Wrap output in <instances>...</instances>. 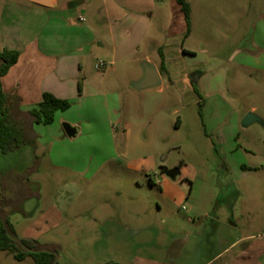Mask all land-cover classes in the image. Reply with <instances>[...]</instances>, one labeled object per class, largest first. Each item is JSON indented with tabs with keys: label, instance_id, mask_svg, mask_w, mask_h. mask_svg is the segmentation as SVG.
I'll use <instances>...</instances> for the list:
<instances>
[{
	"label": "rangeland",
	"instance_id": "374dc122",
	"mask_svg": "<svg viewBox=\"0 0 264 264\" xmlns=\"http://www.w3.org/2000/svg\"><path fill=\"white\" fill-rule=\"evenodd\" d=\"M193 1L195 24L184 48L196 52L185 61L198 69L193 73L201 74L194 76L197 89L206 68L213 65L216 69L203 86L217 89L211 102L224 104L225 120L230 122L231 113L239 120L252 107L264 119V71H260L264 63L259 66L250 60L249 66L239 67L233 61L241 40L252 39L256 23L264 18V0ZM89 16L94 25L95 13ZM256 37L264 42V30L257 31ZM151 51L143 46L137 58ZM98 53L92 61L95 79L84 98L70 102L71 108L58 113L53 125L35 126L39 135L35 157L40 167L27 187L33 198L11 214L19 240L36 231L39 243L59 245L55 264H129L126 226L142 232L154 226V233L130 240L132 253H140L137 244L144 239L156 241L157 232L173 229L174 224L188 231L190 222L200 218L209 233L218 231L213 218L232 226L234 216L237 227L230 232L264 234V128L259 124L244 128L241 120L238 143L252 149L243 156L250 169L241 170V157L228 155L224 137L211 132L203 104H184L167 77L162 87L137 90L130 82L128 88L112 91L107 87L102 94V79L96 76H103L111 66L97 70L96 64L108 62L106 52ZM152 55L158 60V54ZM213 57L225 63L207 64V58ZM142 64L117 63L116 78L123 83L139 79ZM65 124L79 128L78 136L67 137ZM22 149L0 154L6 184L10 174L5 171L23 175L34 163L35 157ZM226 164L232 172H227ZM172 171H178L174 178L168 176ZM164 186H171L166 200L161 194ZM14 188L3 186V194L12 197ZM53 204L64 208L58 222L45 217ZM110 221L118 225L111 240L113 228H102ZM0 264H39V257L28 255L19 261L12 252L0 251Z\"/></svg>",
	"mask_w": 264,
	"mask_h": 264
},
{
	"label": "crops",
	"instance_id": "0c3cea01",
	"mask_svg": "<svg viewBox=\"0 0 264 264\" xmlns=\"http://www.w3.org/2000/svg\"><path fill=\"white\" fill-rule=\"evenodd\" d=\"M187 1L191 6L188 34L185 15L177 0H52L50 6L37 4L33 0H0V49L20 53L17 64L2 78L3 90L20 99L21 110L24 112L35 108L45 93L69 102L82 100L87 87L95 79V75H91L92 61L100 54L98 51L106 52V66H111L109 72L96 76L102 79V94L106 93L107 87L117 91L119 87L128 88L130 82L134 87L141 81L143 76L139 79L130 78L124 83L116 78L118 76L114 66L129 61L154 65L160 74L162 87L163 78L167 77L160 72L162 52L169 74L167 79L171 86L177 88L183 103L188 106L203 104L204 117L211 132L218 131L220 137H224L222 142L227 154L241 157L239 169L248 170L250 167L243 156L252 149L238 143L240 122L245 115L237 120V116L231 113L230 116L233 117L227 122L224 104L211 102L217 89L203 86V81L216 68L207 65L205 73L199 79L198 91L201 97L192 86L190 75L198 69L187 66L185 59L196 56V52L185 49L184 45L191 38L194 29V1ZM90 12L95 13L92 19L95 26L89 21ZM256 24L252 39H242L240 49L234 54L233 61L239 67L249 66L247 63L250 60L256 61L259 66L264 63V42L256 37L257 31L264 30V18ZM143 46L150 47L153 51L145 53L144 58L139 59L137 54ZM152 54H158V60ZM212 61L225 63L216 57L207 58L206 63L210 64ZM260 71H264V68L261 67ZM218 88L223 89L221 86ZM248 113H257V109L252 107L245 114ZM71 126L77 129L78 136L79 128ZM23 149H26L31 158L37 154V148ZM225 169L230 172V165L226 164ZM5 172L10 174V178L6 184L0 172V193L5 189L3 186H21L15 179L19 173L14 170ZM31 184L29 181L26 186ZM164 187L166 189L161 194L166 200L171 186ZM63 212L62 204H53L46 211L45 217L55 218L58 222L57 219ZM234 218L233 216L232 226L213 218L218 230L215 234L209 233V226L201 218L190 222L191 228L188 231L174 224L173 229L168 227L157 232L156 241L144 239L141 244H137L141 247L140 253H132L134 244L130 240L140 235L146 236V233H154V226L145 228L143 232L126 226L125 231L129 234V264H264V234L239 235L230 232L237 227ZM97 223L101 225V222ZM109 225L113 228L108 236L111 240L115 237L118 225L110 221L102 228ZM36 235L38 233L33 231L26 240H36ZM97 237L101 238L99 234ZM139 249L137 247V251Z\"/></svg>",
	"mask_w": 264,
	"mask_h": 264
},
{
	"label": "trees",
	"instance_id": "16d2710c",
	"mask_svg": "<svg viewBox=\"0 0 264 264\" xmlns=\"http://www.w3.org/2000/svg\"><path fill=\"white\" fill-rule=\"evenodd\" d=\"M177 2L185 15L188 34L191 24V6L187 0H177ZM19 57V52L0 49V154L3 155L15 153L24 147L35 150L39 138L35 126L52 125L58 112H66L72 106L67 100L45 93L42 101L35 108L27 112L22 111L20 99L12 94L5 93L2 87V78L17 64ZM160 57V72L168 77L165 57L162 52H160ZM196 73L199 74V72ZM196 73L191 74L190 79L195 92L200 96L194 80ZM39 167V158L35 157L31 168L27 169L23 175L15 177L16 182H19L21 186H15L13 189L14 195L7 197L5 194L0 193V251L12 252L15 259L19 261L24 260L28 255H34L39 257V264H55L59 246L41 244L36 240H21L24 245L35 251L33 253L28 252L16 242L15 239L19 240V238L11 222L12 212L33 198L26 183L29 182L32 175L38 172ZM106 264L120 263L109 262Z\"/></svg>",
	"mask_w": 264,
	"mask_h": 264
},
{
	"label": "water",
	"instance_id": "95a60500",
	"mask_svg": "<svg viewBox=\"0 0 264 264\" xmlns=\"http://www.w3.org/2000/svg\"><path fill=\"white\" fill-rule=\"evenodd\" d=\"M33 1L37 4H41L44 6H50L52 0H33ZM142 68L144 71L143 78L141 79L140 82L134 85L135 89L145 90V89H150V88H157L162 85L160 74L154 65L145 62L142 65ZM254 124H259L261 126H264V121L259 116H257L255 113H248L242 120V126L244 128H249L250 126ZM64 131L69 138H75L77 135V129L72 127L69 124L64 125ZM177 172L178 171L169 172L168 176L174 178L176 175L175 173ZM15 240L24 248V250L31 252V253L35 252L34 250L24 245L21 240H18V239H15Z\"/></svg>",
	"mask_w": 264,
	"mask_h": 264
},
{
	"label": "built area",
	"instance_id": "2783aa9c",
	"mask_svg": "<svg viewBox=\"0 0 264 264\" xmlns=\"http://www.w3.org/2000/svg\"><path fill=\"white\" fill-rule=\"evenodd\" d=\"M82 21H84V19H82ZM106 63L105 62H99L98 64H96V66H95V68L97 69V70H101V69H103L104 67H106Z\"/></svg>",
	"mask_w": 264,
	"mask_h": 264
}]
</instances>
